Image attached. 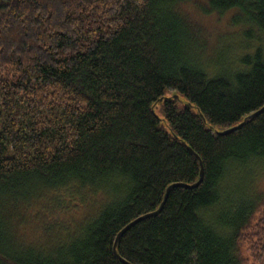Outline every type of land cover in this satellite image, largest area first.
Here are the masks:
<instances>
[{"label":"trees","instance_id":"obj_1","mask_svg":"<svg viewBox=\"0 0 264 264\" xmlns=\"http://www.w3.org/2000/svg\"><path fill=\"white\" fill-rule=\"evenodd\" d=\"M263 106L264 0H0V264H127L189 147L117 253L264 264Z\"/></svg>","mask_w":264,"mask_h":264},{"label":"water","instance_id":"obj_2","mask_svg":"<svg viewBox=\"0 0 264 264\" xmlns=\"http://www.w3.org/2000/svg\"><path fill=\"white\" fill-rule=\"evenodd\" d=\"M176 96H177V95H176ZM162 100H163V98L160 99V101H162ZM263 110H264V106H263L261 109H259V110L255 111V112H253V113L250 114L249 116L245 117L244 121L241 122L240 124L235 125V126H232V127H230V128H227V129H225V130L219 131L218 133L221 134V135H226V134H229V133H231V132L237 130L238 128H240V127L245 123V121H246L248 118L253 117V116L259 114V113L262 112ZM189 149H190V151H191V152H192V153H193V154H194V155L200 160V166H201V169H200V177H199V180H198L196 183H193V184L184 183V182H176V183H172L171 185L168 186V188H167V190H166V193H165V195H164V199H163V201H162V203H161V205L159 206L158 209H156V210H154V211H151V212H147V213H145V214H143V215H140V216L137 217L136 219L132 220V221H131L126 227H124V228L119 232V234H118V236H117V238H116V241H115L114 248H115V252H116V254H117V255H118V256H119L124 262H126L127 264H132V263H130V262H128L127 260H125L124 258H122V257L117 253V250H116L117 243H118L120 237L124 234V232H126V230H127L128 228H130L132 225L136 224L137 222L141 221L142 219H145V218H147V217H151V216H154V215H156V214H159V213L162 211V209L164 208V205H165V203H166V201H167V199H168V196H169L170 191H171L172 188H174V187H178V186H184V187H196V186H198V185L203 181V179H204V174H205L204 163H203L202 159L200 158V156L198 155V153H196L191 147H189Z\"/></svg>","mask_w":264,"mask_h":264},{"label":"rangeland","instance_id":"obj_3","mask_svg":"<svg viewBox=\"0 0 264 264\" xmlns=\"http://www.w3.org/2000/svg\"><path fill=\"white\" fill-rule=\"evenodd\" d=\"M224 24H225V23H224ZM224 27L226 28V25H224ZM207 29H208L209 31L212 32V29H210L209 27H207ZM219 34L222 35V34H224V33H223V31H220ZM181 101L184 102V99H181ZM156 110H157V112H158L159 115H162V111H161L160 104L156 107ZM258 216H259V214L256 215V217H255V221L258 219ZM243 249H244V250H243V254L245 255V257H247V258L250 259V252L246 249V245L243 246Z\"/></svg>","mask_w":264,"mask_h":264}]
</instances>
